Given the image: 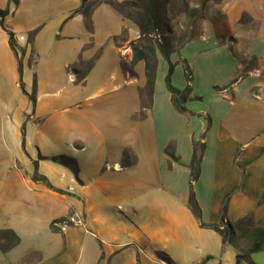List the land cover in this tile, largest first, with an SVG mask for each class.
Listing matches in <instances>:
<instances>
[{
	"label": "crops",
	"instance_id": "crops-1",
	"mask_svg": "<svg viewBox=\"0 0 264 264\" xmlns=\"http://www.w3.org/2000/svg\"><path fill=\"white\" fill-rule=\"evenodd\" d=\"M81 5H11L5 24L15 34L18 56L0 25V156L8 158V182L4 177L0 183L8 187V206H0L8 224L0 231L19 238L0 251L42 252L21 247L28 238L37 243L52 226L55 200L69 190L82 196L85 227L103 244L101 264H237L244 254L264 264L263 12L244 9L259 20L257 27H224L231 44L206 48L205 36L218 35L213 26L196 27L194 37L176 44L172 84L191 87L187 110L180 112L166 85L169 63L160 53L151 97L146 63L138 61L130 74V43L139 39V27L108 3L95 5L89 17L76 13ZM244 11L237 5L233 10ZM103 38L110 44L101 49ZM61 155L76 160L79 181L52 161ZM126 155L131 160L123 167ZM36 174L53 189L34 180ZM191 185L201 220L189 206ZM202 223H230L235 236L226 244ZM63 232L72 239L85 230L74 225Z\"/></svg>",
	"mask_w": 264,
	"mask_h": 264
},
{
	"label": "rangeland",
	"instance_id": "rangeland-1",
	"mask_svg": "<svg viewBox=\"0 0 264 264\" xmlns=\"http://www.w3.org/2000/svg\"><path fill=\"white\" fill-rule=\"evenodd\" d=\"M145 2L147 0H141L142 5ZM155 4L162 10L164 16L162 20L163 24L157 33L160 34L159 37L162 39L164 37L169 38L173 47L186 39L194 37L196 27L200 29L202 27V30L205 31V27L211 26L216 28L218 35H214L212 38L207 35L205 36L206 48L215 47V44H231V36L225 34L226 30H223L224 27L228 28L235 24L239 27H250L254 24L257 27L260 24L259 20L253 19L249 13L244 11L245 8H249L253 13H261L262 11L264 14V0H156ZM0 5L4 6L3 9L10 11L11 5L19 8L20 0L18 4L12 0H0ZM27 5L23 6V11L26 10ZM236 5L238 10H242L244 13L237 15L233 12ZM122 10L132 19L137 16L136 12L138 9L136 10L130 6H125ZM256 15L259 16L260 14ZM238 17H240V21L237 19ZM236 21L239 22L236 23ZM133 23L134 21H132L131 27L137 30L138 28ZM168 25L172 28V31H169ZM129 33L133 34V29L130 28ZM109 44L108 40L103 38L101 49L106 48ZM212 53L207 52L206 54ZM36 71L37 69L34 70L35 73ZM35 73L31 75V79ZM82 86L81 84H76L78 93L83 92ZM9 90L11 93L12 89L8 84ZM132 120L136 121L135 118H132ZM130 160L131 157L127 155L125 162L128 166ZM52 161L59 163L79 181V168L75 159L61 155L52 158ZM34 167H37V163H34ZM13 168L15 169L14 165ZM4 177L6 179L3 182H8V158L4 159L3 156H0V183ZM62 193L66 195V198L55 200L54 204L57 209L55 215L58 218L53 222L57 223V230H53L52 226L48 224L45 228L46 232L39 237L37 243H33L28 238V240L23 242L21 247L25 251L28 247L39 246L42 248V252L32 254L29 250L25 252L20 250L16 254H7L6 252L0 251V264H101L103 244L101 240L94 239L91 236L92 232L90 229L85 227L82 196L75 195L74 192L69 190ZM2 204L8 206V187L3 188L0 184V206ZM71 218H74L76 221L81 220L83 223L81 226L85 230L81 236L78 235L72 239L65 238L63 232V227L74 226V224L66 225V221H69ZM5 223L8 224V211L7 213L0 212V227ZM38 229L41 231L42 227L39 226ZM86 230L89 232H86ZM11 241V237L7 234L0 233V245L4 249H8ZM142 250L143 252H140V254L146 255L147 253H144L145 250L143 248Z\"/></svg>",
	"mask_w": 264,
	"mask_h": 264
},
{
	"label": "trees",
	"instance_id": "trees-1",
	"mask_svg": "<svg viewBox=\"0 0 264 264\" xmlns=\"http://www.w3.org/2000/svg\"><path fill=\"white\" fill-rule=\"evenodd\" d=\"M15 3H17L18 0H12ZM156 0H147V2L144 3V5L141 4V0H129L124 2H119L116 0H99L96 3H88L87 0H82V5L76 13H82L84 16L89 17L91 11L93 10L94 6L99 3H108L112 7H114L118 12L122 13V15L131 20L134 21V23L139 27L140 31V37L136 41H132L130 43V47L133 51V58L131 60L130 64V74L134 75V66L138 61H144L146 63V69H147V78H148V87L147 92L149 96L151 97L153 94V86L155 81V69H156V62H157V55L160 53L165 60L169 63V72L166 77V85L168 90L171 92L173 97V102L175 107L180 112H186V108L184 107V103L189 99L191 94V87L187 86L184 90H179L172 84V75L175 69L174 64L170 60V56L174 51V47L172 45V42L164 37L163 39L159 37L160 34L157 33V31L162 26V20L164 19V16L162 14V10L159 9L158 6L155 4ZM125 6H130L137 10V16L135 18H131L127 16L123 12V8ZM10 11L8 9H0V25L1 27L7 32L9 35V43L12 48V50L15 52V54L18 56V48L16 43L15 34L8 30L6 28V18L9 15ZM135 13V12H134ZM169 31H172V28L168 25ZM35 31L32 33V38L35 36ZM92 64L88 65L87 68H91ZM19 70L20 74L22 75V65L21 62L19 63ZM189 78H191L190 75H188ZM188 78V81L190 80ZM22 89L24 90L23 83H20ZM32 101L34 100V95L32 96ZM197 144L194 145V156L192 161V179L195 181L198 179L199 176V169H198V163H199V157H198V149ZM204 149V146H202V150ZM127 156V155H126ZM128 164L124 161L123 167H127ZM34 180H39L45 182L51 189H53L52 185L47 183L46 178L38 177L37 174L34 175ZM189 206L196 218L201 220V210L198 205V202L195 197V193L193 191V187L191 185V194L189 198ZM223 222V221H222ZM202 227H208L211 228L223 237L224 243L228 244L231 243L235 236L234 229L230 223H227L226 225H219V224H213V225H206L204 223L201 224ZM52 226H55V222L52 224ZM0 233H5L9 237H11V244L9 246H14L19 243V238L16 235V233L12 230H2ZM242 262H247L249 264H255L251 257L247 254L244 255H238L237 256V264H240Z\"/></svg>",
	"mask_w": 264,
	"mask_h": 264
},
{
	"label": "built area",
	"instance_id": "built-area-1",
	"mask_svg": "<svg viewBox=\"0 0 264 264\" xmlns=\"http://www.w3.org/2000/svg\"><path fill=\"white\" fill-rule=\"evenodd\" d=\"M69 79L71 80V81H74V80H76L75 79V75L74 74H70L69 75ZM56 222H55V226H56ZM68 224H74V225H83V223H82V221L81 220H78V221H76L74 218H71L69 221H66V225H68ZM68 227V226H67ZM66 229V227H63V230H65ZM86 232H89L88 230H86ZM139 250H140V252H143V250L141 249V248H139Z\"/></svg>",
	"mask_w": 264,
	"mask_h": 264
}]
</instances>
